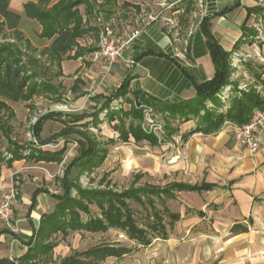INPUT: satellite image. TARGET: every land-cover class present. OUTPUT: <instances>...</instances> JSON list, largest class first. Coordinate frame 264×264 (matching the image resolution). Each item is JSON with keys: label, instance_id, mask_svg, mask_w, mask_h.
<instances>
[{"label": "trees", "instance_id": "1", "mask_svg": "<svg viewBox=\"0 0 264 264\" xmlns=\"http://www.w3.org/2000/svg\"><path fill=\"white\" fill-rule=\"evenodd\" d=\"M9 3L10 0H0V37H5L7 30L13 31L18 41L24 42L30 48L32 47L30 42L24 40L22 33L18 30L23 16L11 12ZM81 6H84V13L80 10ZM117 6L118 0H101V2L98 0H59L57 2L39 0L38 3L26 4L24 16L37 22L42 28L38 35L39 39L51 41V44L42 51L34 48L33 52H40L41 58H47L52 65L58 68L60 76V68L65 59H78L83 55L84 52L78 40L90 34L95 36L100 34V28L93 26L91 19L102 14L106 21H110L116 15ZM122 6L126 9L130 7L127 2H124ZM188 12L190 10H187ZM253 13L264 18V7L261 5L249 11V18ZM212 19V16L204 17L200 29L206 38L216 74L212 80L205 83L194 82L197 90L195 101L175 105L155 100L137 88H133V93H131L133 78L127 76L120 87L111 94L96 95L92 98L94 102L101 104L93 113L63 115L52 112L41 117L33 129L38 146L35 143L19 144L12 140L13 127L9 124V120L14 117V114L7 101L27 103L32 102L35 97H48L56 103H64L66 100L60 90L62 84L55 86L50 81L42 79L40 76L41 61L32 55L25 60L26 54L22 49L23 46L18 43L0 44V180L3 164L10 167L14 162L23 159L36 163L61 164L68 144L72 141L78 144L77 154L66 167L64 177L61 179L63 193L51 194L57 202L55 208L51 213L41 217L39 227L34 230L33 237L28 243H24L28 247L27 252L19 258L17 264H31L32 262L36 264L37 262H43V264H100L108 258L121 259L132 251V248L122 245H100L83 252L74 251L60 263L49 262L52 253L59 245L55 240L59 235L66 239L75 232L106 234L114 229L125 233L130 240L142 247L150 246L157 238L168 239L167 226L173 228L180 220V215L171 212L166 206L163 211L157 209L155 198L165 204L166 200H176L180 192L208 191L213 188V185L207 183L193 186L181 182H173L164 187L144 185L123 192H117L109 187L89 189L80 186V176L90 175L102 167L108 157L109 148L117 143L115 139L102 141L90 133L91 127L98 128L103 122V114L111 128L119 134V142L133 141L135 144L147 143L152 147H157L162 143L154 134L144 130L142 125L144 115L139 108L140 105H148L163 115L164 129L167 134L165 141L179 133L172 122L178 120L184 123L192 117L197 118L196 129L181 136L184 142L195 133L214 134L222 128L226 121L243 126L250 121L256 111H264V97L256 90H249L241 96L233 97L227 110H223L224 105L217 98V94L229 83L232 73L231 53L227 52L213 35ZM258 36V31L249 28L245 23L241 44L251 43ZM74 50L76 52L71 57ZM94 50L97 51V49ZM255 77L258 82H262L261 74L256 73ZM79 85V81L75 82L72 91L79 92ZM120 99L129 104L130 108L115 109L112 104ZM209 102L213 104V108L208 107ZM57 116L60 117L57 118ZM50 119L58 120L65 127L59 135L53 138V140L56 139L55 142L59 138L64 140L65 145L60 150L42 147L52 142L50 139L41 138L43 125ZM75 134L77 137H73ZM4 143L7 144V148L3 152L1 145ZM74 170H78L76 178L72 177ZM107 178L108 176L105 175L102 182H106ZM141 178H143L142 174L137 175L136 182ZM106 184L110 182L107 181ZM73 190L76 191V195L73 194ZM40 192L42 190H37L33 194L31 209L36 206V197ZM129 200L143 207H151L153 212L145 220L143 226L139 224L135 211L128 204ZM92 206L99 209L100 216H93ZM165 216L170 217V222H165ZM7 233L13 235L7 229L0 231V236ZM15 238L19 237L15 235ZM0 264L16 263L3 259L0 260Z\"/></svg>", "mask_w": 264, "mask_h": 264}, {"label": "crops", "instance_id": "2", "mask_svg": "<svg viewBox=\"0 0 264 264\" xmlns=\"http://www.w3.org/2000/svg\"><path fill=\"white\" fill-rule=\"evenodd\" d=\"M38 1L10 0L9 10L33 21L24 16L25 5L30 2L38 3ZM57 1L59 0H54V2ZM98 1L101 2V0ZM122 5L123 3L121 4L118 0L119 8L123 7ZM261 5V0H201L195 12L199 20L197 18V23L187 33L185 25L181 27V33H172L158 19L141 26L128 27L123 35L137 29L142 31L141 36L133 42L127 52L128 57L135 58L137 61V65L132 68L118 62L114 63L108 71L97 53L100 34L87 35L78 40L84 52L83 55L78 59H65L60 68V76L74 75L69 92L73 94L75 101H80L84 97L92 99L94 93L107 96L119 88L127 76H130L133 78L131 82L133 88L142 90L155 100L175 105L191 103L197 99L194 82L205 83L212 80L216 74L206 38L200 29V20L207 16L213 17L211 20L213 35L227 52L233 54L239 52V49L247 43L241 44L243 25L247 23L249 28H253L251 21L256 14H251L249 18V11ZM99 17L103 18L104 23L109 22L101 14L92 18L91 23L93 19H99ZM98 27L101 33L102 27ZM18 30L20 31V27ZM41 30L40 26V32ZM7 31V33H13L10 30ZM45 41L49 44L42 49L51 44V41ZM251 46L255 56L257 51L254 44ZM75 52L76 50L71 53V57ZM146 52L149 54H145ZM257 54L260 56V52ZM248 56L254 60L253 62H264L262 57ZM85 66L90 67V70L85 71L83 75ZM261 68L262 71L259 74L262 75V82L255 80V84L264 90V66L261 65ZM251 75L255 77V73ZM77 81L80 82L79 92H73L72 89ZM262 94L264 96V91ZM100 105L96 103L94 106ZM197 121V118L192 117L189 121L181 123L179 133L187 135L193 131L197 127ZM112 131L117 137L112 135L107 139L117 140L114 147L120 150L119 134L113 129ZM259 138V151L252 154L241 144L240 133L236 129H220L210 135L195 133L185 140V162L174 161L167 167H163L159 161L161 159L159 153L165 151L162 145L152 147L143 143L149 146L143 148L145 152L137 148L133 141L123 143L130 144L133 148L121 146L125 152L121 151L124 155L123 162H128L124 166L128 169H139L138 173L143 176L145 173L140 171L142 168L156 173L163 169V174L169 176L177 173L183 176L185 172V180L176 179L165 185L173 182L193 186L203 183L213 185V188L208 191H185L177 194V197L179 194H185L187 198L185 206L190 212L185 211V264H264V128L260 131ZM148 148L149 150H146ZM108 157H111V154H108ZM27 161L29 160L16 161L10 167L3 164L0 183L4 178L19 173L18 165ZM37 190L42 192L37 195L36 206L31 209L33 194ZM35 191L33 194L21 193V201H23L21 209H25L21 213L34 224H31L32 233L27 231L26 237L18 236L19 238L15 239L17 244L27 250L28 247L24 243H28L33 237L41 217L51 213L55 208L57 202L51 194H61L45 187H38ZM50 199L55 203H52ZM181 220L180 215L177 223ZM5 235L0 236V247H7ZM27 250L18 256V260ZM3 259H9L8 255L0 256V260Z\"/></svg>", "mask_w": 264, "mask_h": 264}, {"label": "rangeland", "instance_id": "3", "mask_svg": "<svg viewBox=\"0 0 264 264\" xmlns=\"http://www.w3.org/2000/svg\"><path fill=\"white\" fill-rule=\"evenodd\" d=\"M182 1L183 0H120L121 4L127 2L130 7L128 6L126 9L124 7L119 8V6H117L116 15L109 22L104 23L103 18L99 17V19H93L92 23L93 25L101 26L102 29L110 26L115 32L122 35L124 30L128 29V27H137L138 25L141 26L149 21L158 19V21L165 25V27L168 28L167 30H170L172 33H181V27L184 25L187 33L190 31V28H193V25L197 23V18L199 20V17L195 15V12L198 5H200L201 0ZM261 4L264 7V0ZM187 10H190V12L187 13ZM81 11L84 13V7H81ZM201 21L202 19L200 20V24ZM251 25H253V29L258 31L259 38L257 37L255 40H252L251 43H246L242 49H239V52L237 51L231 54L230 65L232 67V73L229 77V83L225 87H232V90L230 98L225 104L223 103L224 111H226L230 106V102L233 97L238 95L241 96L243 93L249 92V90H256L261 96H263L262 93L264 90L261 86L255 84L256 79L255 77H252L251 74H259L262 71L261 65L264 66V62H253L254 60L249 58L248 55H250V57L264 58V18L260 15H256L253 17ZM20 31L23 39L28 40L32 47L29 48V46L24 44V42H19L17 36L12 32L7 33L5 37L1 36L0 44L18 43V45L23 46L22 49L26 54L24 57L25 60H27V58L31 55L39 59L41 61V78L50 81L55 86L62 84V88L60 90L63 93V98L66 100L64 103H56L48 97H35L32 102L27 103H13L7 101L14 114V117L9 120V124L13 127L11 134L12 140L17 141L19 144L28 143L30 145L31 143H35V145L38 146L33 129L35 124L44 115H48L52 112L61 113L63 115H80L83 113L90 114L93 113L98 106H94L96 102L89 97H84L80 99V101H75L73 94L69 92L74 81V75L59 76L58 68L56 66L52 65L47 58H41L39 55L40 52H33L34 48L42 51V47L49 44L48 41L39 39L38 35L40 32V26L37 22L29 21L23 18L20 25ZM252 44H254V48L257 53L260 52V56L257 53L253 56ZM89 70L90 67L85 66L82 74L84 75L85 71ZM133 90L134 89L131 86V93H133ZM95 95V93L92 94V96ZM112 105L115 109L130 108V105L124 102L123 99L115 101ZM144 107L150 106H139V108L143 111L145 118L144 110L146 108ZM155 113L157 115V121L164 126L163 115L157 113L156 111ZM102 116L103 122L98 126V128L91 127L90 133L102 141L107 140V138L112 135L117 137V135L113 133L108 122L105 120L104 114ZM58 117L60 116H57V118ZM65 119L67 118L65 117ZM143 123L144 121L142 124ZM172 123L180 132L179 126L183 122H179L177 120ZM64 128V125L58 120H47L43 125L41 138L43 140L50 139L52 142L42 147L51 150L62 149L65 145L64 140L59 138L55 142L56 139L53 140V138L59 135ZM181 135V133H177L171 138L172 140L170 139L165 141L167 134H164V140L161 145L165 147V151L163 153H159L161 158L159 161H161L163 167L170 166L174 161L181 160L185 162V142L181 139ZM73 137H77V135L75 134ZM121 146L133 148L132 145L123 143L118 145L120 150L111 146L109 148V154H111V157H108V160L106 159L103 166L94 171L92 174L81 175L80 186L89 189H104L105 187H109L117 192H123L128 189H132L133 187H143L144 185L164 187L165 184L172 182L173 180H185V172L183 176H179L178 173L169 176L167 174H163V169L160 171L158 170V173H156L149 172V170L142 168L140 171L145 174L143 178L136 182L135 179L137 175H140L138 173L139 169H128L124 166L128 162H123L124 155H122V153L124 150H122L123 147ZM136 146L137 148L139 147L142 152H145L143 148L149 147L146 144H136ZM6 148L7 144L4 143L1 145V150L3 152L6 151ZM77 149L78 144L72 141L68 144L66 154L64 155V159L61 164L52 163L50 165H43L27 161L18 165V170L20 171L19 173L17 172L2 180L0 183V198L2 193L11 187H14L17 191V197L11 227L0 221V231L9 229L13 233V235L7 233L4 236L7 247H0V256L6 254L10 260L17 264L19 262L18 256L27 250L26 248L20 246V244H17L15 239V235L19 237H26L27 231L32 233L31 224H34V222H31L26 215L21 213L25 210L21 209V204L23 202L21 201V193L24 192L33 194L38 187H45L52 192L62 194L61 179L64 177L66 167L72 162L73 158L77 154ZM146 150H149V148ZM148 166L151 165L148 164ZM77 173L78 170H74L72 177L76 178L78 176ZM105 175L108 176L107 181L110 182L108 185L106 184L107 181L102 182ZM73 194L76 195V191L73 190ZM50 200L52 203H55L54 200ZM186 202L187 198L185 194H179L176 200H166L165 204L155 198L157 209L163 211L166 206L171 212L179 213L182 216V220L175 224L173 228L167 226L168 240L157 238L150 246L142 247L135 241L130 240L125 233L114 229H111L106 234L75 232L71 233L66 239H63L62 235L57 236L55 240L58 241L59 245L52 253L49 262L60 263L61 260L70 256L74 251L83 252L95 246L122 245L127 248H132V251L121 259L108 258L100 264H185V211L188 212V208L185 206ZM128 204L135 211L139 224L143 226L145 220L149 218L153 212L151 207H143L139 203L131 200L128 201ZM91 211L93 216H100V211L96 206H92ZM165 219L166 223L170 222V217L165 216ZM31 264H36V262H32ZM37 264H43V262H37Z\"/></svg>", "mask_w": 264, "mask_h": 264}, {"label": "built area", "instance_id": "4", "mask_svg": "<svg viewBox=\"0 0 264 264\" xmlns=\"http://www.w3.org/2000/svg\"><path fill=\"white\" fill-rule=\"evenodd\" d=\"M263 0H261L262 3ZM263 6V5H262ZM142 34L141 29H137L129 34L121 35L115 32L110 26L102 29L99 35L98 57L103 61L107 70H111L114 63H123L126 67L132 68L137 65L135 58L128 57L127 52L133 42ZM259 38V37H258ZM232 87H223L217 94V98L226 103L230 98ZM213 108V104H208ZM145 118L143 128L146 132L154 134L160 143H163L165 129L163 124L157 121V115L152 107H144ZM232 128L240 133V142L244 148L252 154H256L260 148V131L264 128V111H256L250 121L238 126L235 123L226 121L221 129ZM4 190V189H3ZM17 191L14 187L6 189L0 198V221L11 227L14 216V206L16 204Z\"/></svg>", "mask_w": 264, "mask_h": 264}]
</instances>
